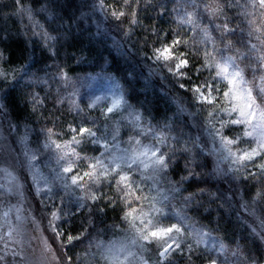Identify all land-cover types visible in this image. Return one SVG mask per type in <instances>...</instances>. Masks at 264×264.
Segmentation results:
<instances>
[{
	"label": "trees",
	"instance_id": "16d2710c",
	"mask_svg": "<svg viewBox=\"0 0 264 264\" xmlns=\"http://www.w3.org/2000/svg\"><path fill=\"white\" fill-rule=\"evenodd\" d=\"M122 3L123 0H107L108 5H113L111 10H120ZM130 3L132 7L125 9L126 17L114 19L105 7V0H19V3L0 0L3 54L0 70L6 76L0 84V104L5 117L16 127L32 129L38 139L51 137L64 144L76 136L80 143L74 145L75 154L68 155L80 169V165H85V156H95L101 147L87 134L77 136V129L98 128L93 123H103L110 130L114 125L108 115L102 118L97 109L84 111L70 92L75 90V80L80 77L110 73L121 84L127 106H132L151 124L166 129L173 138L171 144L163 147L169 164L167 173L179 187L178 198L170 205L173 214L176 211L181 223L194 222L211 231L220 240L218 243L237 246L244 259L262 260L264 246L241 217L243 207L238 192L242 189L246 198H257L256 208L259 207L264 201V176L251 169L237 183L229 177L218 179L210 158L196 146L195 137L202 135L206 124L183 111L186 108L192 111L199 105L192 89L210 76L208 70L219 54L231 52L234 57L237 51L248 50L245 44L257 43L255 36L251 40L247 36L241 8L234 3L214 16L210 13L223 7L227 0H130ZM28 9L32 10L31 19ZM187 13H194L195 23H181ZM226 18L229 27L237 29L234 33L223 34L216 27L222 26ZM261 26L264 16L258 17L253 25L264 32ZM44 33L56 39H45ZM177 36L186 43H181L176 52L185 53L189 60L186 77L179 80L165 73L160 62L153 58L155 47ZM229 44L230 50L226 47ZM256 54L264 55V51ZM236 62L246 65L249 60ZM181 84L185 87L181 88ZM231 133L237 135L238 128H231ZM202 138L209 141V132ZM200 152L202 155L195 154ZM102 191L106 192L96 200L92 213L84 216L85 211H73L59 224L63 231L60 240L74 264H93L92 251L86 248L82 232L111 228L121 222L123 199L110 187L103 186ZM69 235L80 239L69 244ZM190 237L195 242L187 236L183 238L187 244H199L193 248L192 256L184 248L183 254H172L165 264L206 263L212 250L201 237L194 234ZM9 261L6 256L0 264H10ZM97 264L104 262L100 263L98 258Z\"/></svg>",
	"mask_w": 264,
	"mask_h": 264
},
{
	"label": "rangeland",
	"instance_id": "374dc122",
	"mask_svg": "<svg viewBox=\"0 0 264 264\" xmlns=\"http://www.w3.org/2000/svg\"><path fill=\"white\" fill-rule=\"evenodd\" d=\"M206 35H208L207 32ZM230 53L219 54L217 56L219 60H214L211 69L208 70L211 73L210 76L197 83V85H203L206 82L212 84L215 91L210 98L214 103L199 104L192 111L189 108L183 111L185 115L197 117L207 126L210 140L202 138L206 136V130L199 137H195V140L200 151L210 158V166L215 176L218 179L229 177L237 183L240 178L246 177L247 171L258 169L251 163H246L244 166H240L238 162L233 163L228 149L230 148L233 153L246 151L259 142L261 136H264V131L257 128L252 136H247L246 132L253 131L250 125L231 123L232 120L239 118L240 105L248 101L239 99L238 87L230 85L223 75L217 76L216 65L224 66L227 58L233 57ZM236 63L244 67L239 62ZM159 65H162L161 68L165 73H170L162 62ZM233 71L235 68L229 65V72ZM247 72L244 75L247 81L244 87H253V83L255 84L254 105L258 110H264V94L259 93V88L264 87L261 83L264 72H256V75L250 70ZM0 73L5 76L2 70ZM172 76L179 80L176 75L172 74ZM2 79L0 78V84ZM75 84V90L70 92V96L75 98L74 102L80 103L78 105L86 112L95 109L100 111L102 118L108 115L109 122L114 125L107 130L105 124L92 122L95 127L99 125L98 128L90 127V129L96 132L101 149L95 156H85V165H80V169L73 164V160L68 155L74 149L75 140L60 144L51 137L38 139V134L34 135L32 129L23 125L16 127L12 120L7 119L0 104V188L2 189L0 257L2 259L9 257L10 264H74L65 253L63 242L60 240L63 233L60 230V222L73 211L75 213L85 211L84 216L92 213L97 199L93 201L90 198L82 199V197L94 192L99 198L106 192L102 191L103 186L116 190L122 198L123 193L117 186V173L112 172L111 168L120 165L117 172L128 171V165L131 164V177L136 184H139V195L142 198L139 201L133 197H130L128 201L123 200L121 222L111 228L87 229L86 232H82L81 238L86 242V248L92 251L90 258L93 264L98 263V258L100 263L111 264L108 260V248L119 249L121 246L125 248V251L117 254L122 264L168 262L169 257L176 252H170L167 257L162 258L159 257L157 243L148 244L143 241L133 243L137 239L136 229L142 228L144 226L142 222L148 220L152 221L151 226L178 224L182 229H186L187 231L179 238L186 250L188 244L184 241V237L188 236L191 239L192 234L201 237L202 242L212 250V257L217 259L218 263L221 262L219 264H253V262L264 264V258L260 261L244 259L241 249L237 246L218 243L220 240H217L211 231L198 227L194 222L183 220L181 223V218L175 215L176 211L173 210L175 213L173 214L170 205L177 200L179 187L167 173L168 158L163 150L164 145L171 144L173 138L166 129L151 124L132 106L128 107L126 102L115 108L113 113L106 112V108L112 106L114 99L123 96V88L115 76L110 73L83 76L75 80ZM225 92L234 93L238 98L233 100L231 95L225 96ZM89 105L92 106L89 107ZM233 107H236L237 111H233ZM138 116L141 119L138 120ZM230 127L238 128V134L233 135ZM123 130L126 132L122 135ZM224 138L234 143H229L226 147ZM105 141L107 147L103 146ZM57 144L60 145L59 149L56 148ZM147 149L152 151L159 149L167 167L154 172L150 154L140 155ZM202 153L195 154L202 155ZM133 157H136L134 162ZM96 160L102 161L103 168L109 174L107 177L97 176L96 181L84 177L87 192L72 186L67 174L62 172L64 167L72 164L74 173L79 172L83 175L85 172L93 171L88 165L94 164ZM255 162H264V157H256ZM145 164L148 165L147 168L144 167ZM100 171L101 165H97L95 172L98 174ZM238 195L240 206L243 207L241 214L243 221L264 246V201L256 208L257 198L255 200L246 198L242 189H239ZM129 202H131V208L137 209L132 216H126L129 211ZM157 209L161 211L158 212ZM91 222L92 220L89 221V225ZM43 226L46 230L42 228ZM191 240L195 242V239ZM101 244L103 247H100ZM5 245L9 249L14 248L17 255L14 257L11 252L5 254ZM36 249L39 252H36Z\"/></svg>",
	"mask_w": 264,
	"mask_h": 264
},
{
	"label": "snow or ice",
	"instance_id": "6c2138e0",
	"mask_svg": "<svg viewBox=\"0 0 264 264\" xmlns=\"http://www.w3.org/2000/svg\"><path fill=\"white\" fill-rule=\"evenodd\" d=\"M17 3H19V0H16ZM235 5H238L241 8V17H242V23L247 25V36L249 37V40L255 36V39L257 40V43H248L245 44V48L248 49V51L240 52L237 51L235 53L234 57H228L227 62L224 66H221L220 64L216 65L217 76L223 75L224 78L228 80V83L230 85H233L234 87H238L240 90V96L239 99L242 101H248V103L241 104L239 107V118L232 120L231 123L233 125H241V124H247L250 125L253 131H248L245 133L247 136H252L253 132L259 128L261 131H264V110H258L253 102V91L255 89V84L253 83V87H244V85L247 83V81L244 79L245 72L250 70L253 74L256 72H264V55H254L257 52L264 51V32L261 31V28L253 27L254 24L258 22V17L264 16V0H227V3L218 9L213 10L210 15H218L223 12L224 7H233ZM105 7H108L110 10V14L113 16L114 19L118 18H124L126 17V8H131L132 5L130 3V0H123V3L119 5L120 10H111L113 8V5H108L107 0H105ZM253 9L252 12H250L248 9ZM205 11H208L207 5H205ZM29 17L32 18V10L28 9ZM132 15H136V11L133 10ZM186 20H182L181 23H195L194 20V13H187L186 14ZM135 22V21H131ZM37 27H39V24L37 22ZM217 28L222 29L223 34H230L234 33L237 29L229 27L228 19H225V22L223 25H217ZM264 27V26H261ZM240 31H244L243 28L239 29ZM34 35H40V33H34ZM43 38L45 39H51L55 40L56 38L54 36H50L47 33L43 34ZM181 43H186L182 41V39L177 36L173 38L170 42L166 41L163 43L160 47H155L153 49V58L157 61L162 62L164 65L167 66V70L176 75L179 79H184L186 77V69L189 67V60L186 57V54L183 52H176V49L178 46L181 45ZM231 48V45L229 44L226 46ZM210 55V54H206ZM3 54L0 52V58H2ZM245 59L249 60V63L244 65V67H240L239 64L236 63L237 60H240L243 62ZM229 65L233 68H235V71L229 72ZM3 73H0V78H5ZM261 83L264 84V77L261 78ZM181 88H184L185 85L181 84ZM195 92V99L196 102L199 104L208 103L212 104L214 101L210 98L212 95V92L215 91L212 84L205 83L203 85H197L193 89ZM259 93L264 94V87L259 88ZM232 96L233 100H236L238 97L234 93L225 92V96ZM124 98L123 96H120L112 101V106L106 108V112L108 114L113 113V110L115 108L120 107L122 104H124ZM92 105H89L91 107ZM233 111H237L236 107H233ZM137 119H141L139 116ZM49 131H52L49 129ZM85 134L87 136L92 138V141L94 143H99V141L96 138V132L93 131L90 128L87 127H79L77 129V136L84 137ZM225 139V146L229 143H234L233 141H228L227 138ZM73 140L76 141L77 144L80 143V140L77 139L76 136L73 137ZM104 147H107V142L105 141ZM56 148L59 149L60 145H56ZM230 156L233 158V163H239L240 166H244L246 163H251L253 167L258 169V171L261 174H264V162L262 163H256L255 158L256 157H264V136H261L258 143H256L255 146L250 147L248 150L243 152H235L233 153L231 149H228ZM76 150L72 149V154H75ZM152 161V167L154 172H158L160 168L167 167L165 164V158L163 155L160 154V150L157 149L155 151H152L151 149H147L145 152L140 153V155H149ZM136 157H133V162L135 161ZM97 165H101V171L97 174L95 172V169ZM88 167L90 169H93V171L85 172L83 175H81L79 172L74 173V168L72 164H69L68 166L64 167L62 169V172L64 174H67L68 179L71 182V185L74 187L79 188L81 191L87 192L85 188V181L84 177H89L91 180L96 181L97 176L99 177H107L108 171L103 168V163L100 160H96L94 164H89ZM145 168L148 167L147 164L144 165ZM120 168V165H116L115 167L111 168V171L114 173H117L118 180H117V186L119 187V191L123 193L122 199L125 201H128L130 197H133L136 201H139L142 197L139 195L140 186L139 184H136L132 177H131V168L132 165H128V171H119L117 172V169ZM252 174V173H250ZM254 175V174H252ZM91 199L95 201L98 199V197L95 195V193L86 194L82 199ZM103 198V197H99ZM137 209L131 208V202H129V211L126 213V216H132L133 213H135ZM158 212L161 211V209H157ZM55 215V214H54ZM133 219L135 217L133 216ZM143 227L137 228V239L133 241V243H137L139 241L146 242L148 244L151 243H157L159 245L158 252L159 257H167L168 254L171 252H180L181 254L184 253V244L180 242V236L183 235L187 230L182 229V227L178 224H170L168 226H151L152 221H143ZM190 235V233H189ZM80 237L78 236H72L69 235L67 237V241L69 244H72L73 241L79 240ZM100 247H103L101 244ZM199 244L192 245L190 242L187 245V252L188 255L192 256V250L193 248H198ZM125 251V248L121 246L119 249H115L114 247L108 248V260H110L111 264H122V262L119 259V255L117 253H123ZM8 252H11V254L15 257L17 255V252L14 248L9 249L7 245H5V254ZM131 255V253H129ZM2 259V257H0ZM125 259H127V256H125ZM165 264V261H164ZM206 264H218V260L213 258L212 256H209V258L206 260ZM253 264H258V262H253Z\"/></svg>",
	"mask_w": 264,
	"mask_h": 264
},
{
	"label": "built area",
	"instance_id": "2783aa9c",
	"mask_svg": "<svg viewBox=\"0 0 264 264\" xmlns=\"http://www.w3.org/2000/svg\"><path fill=\"white\" fill-rule=\"evenodd\" d=\"M219 264V263H218Z\"/></svg>",
	"mask_w": 264,
	"mask_h": 264
}]
</instances>
